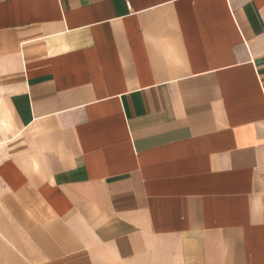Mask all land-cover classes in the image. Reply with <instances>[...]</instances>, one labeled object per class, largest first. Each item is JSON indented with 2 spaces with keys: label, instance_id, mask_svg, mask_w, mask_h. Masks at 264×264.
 Wrapping results in <instances>:
<instances>
[{
  "label": "crops",
  "instance_id": "0c3cea01",
  "mask_svg": "<svg viewBox=\"0 0 264 264\" xmlns=\"http://www.w3.org/2000/svg\"><path fill=\"white\" fill-rule=\"evenodd\" d=\"M0 264H264V0H0Z\"/></svg>",
  "mask_w": 264,
  "mask_h": 264
}]
</instances>
